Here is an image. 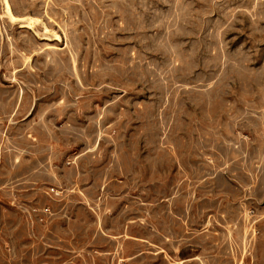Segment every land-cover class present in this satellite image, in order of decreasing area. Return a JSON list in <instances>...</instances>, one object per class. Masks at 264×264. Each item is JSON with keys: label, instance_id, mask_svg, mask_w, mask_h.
Here are the masks:
<instances>
[{"label": "rangeland", "instance_id": "374dc122", "mask_svg": "<svg viewBox=\"0 0 264 264\" xmlns=\"http://www.w3.org/2000/svg\"><path fill=\"white\" fill-rule=\"evenodd\" d=\"M176 262L264 264V0H0V264Z\"/></svg>", "mask_w": 264, "mask_h": 264}, {"label": "bare ground", "instance_id": "6f19581e", "mask_svg": "<svg viewBox=\"0 0 264 264\" xmlns=\"http://www.w3.org/2000/svg\"><path fill=\"white\" fill-rule=\"evenodd\" d=\"M7 2V1H6ZM6 11H7V13H8V15H9V18L12 20V21H14L16 18L12 15V13H11V8H10V6L6 3Z\"/></svg>", "mask_w": 264, "mask_h": 264}, {"label": "built area", "instance_id": "2783aa9c", "mask_svg": "<svg viewBox=\"0 0 264 264\" xmlns=\"http://www.w3.org/2000/svg\"><path fill=\"white\" fill-rule=\"evenodd\" d=\"M51 190H54V188H52ZM45 211H46V212H49V208H45ZM174 264H179V262H176V263H174Z\"/></svg>", "mask_w": 264, "mask_h": 264}]
</instances>
